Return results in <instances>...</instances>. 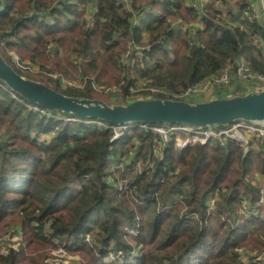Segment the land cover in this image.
<instances>
[{"label":"trees","instance_id":"obj_1","mask_svg":"<svg viewBox=\"0 0 264 264\" xmlns=\"http://www.w3.org/2000/svg\"><path fill=\"white\" fill-rule=\"evenodd\" d=\"M51 1L27 0L23 6L22 0H0V8H8L6 14H0V41L17 36L18 49L43 54L49 39L62 45L68 40L72 45L79 36L73 52L74 58L80 59L74 62L78 67L83 62L84 73L92 71L93 78L99 79L101 48L116 67L125 42L140 44L149 33L152 47L143 54L146 67L134 66L136 79L142 81L131 80L123 87L124 95L133 99L128 102L135 101L133 93H138L128 92V87L145 81L166 91L154 98L177 99L176 95L217 76L242 56L254 71L264 74V47L254 45L257 39L264 42V25L252 10L257 0L237 2L239 14L230 12L234 8L228 0H215L224 6L212 4L207 9L203 28L196 35L178 34L173 29V20L167 16H181L172 11L180 8L175 2L164 4L163 18L137 24L134 11L142 7L136 0L128 11L119 8V0H75L55 6ZM92 2L99 4L94 28L78 31L80 23L69 18L77 15L76 9L83 4ZM146 2L153 1L142 3ZM188 10L197 16L195 9ZM171 44L174 56L167 54ZM116 48L121 49L119 54H114ZM51 52L54 57L60 50L54 46ZM172 57L175 59L170 60ZM4 58L10 64L8 57ZM93 78L84 79L88 88L78 93L67 92L63 85L53 89L68 96L94 98L90 89ZM241 84L237 82L238 90L243 89ZM231 94L238 93L227 90L217 97ZM13 95L0 85V224L14 222L0 231V237L21 227L25 247L0 255V264H42L46 253L32 257L33 246L54 248V239L60 245L66 243L70 253L79 254V264H263L255 258L264 251V241L255 239L259 230L264 237V207L252 218L237 216L235 207L244 197L252 205L259 199V184L250 178L264 176V150L251 148L243 160L242 148L232 141L226 147L216 141L198 143L180 152L171 145L154 171L135 174L127 192L120 196L109 183L112 174L108 169L125 138L115 140L114 130L99 126L94 119L48 117L32 109L33 103ZM131 131L126 133L127 141L137 136L145 148L154 138L153 133ZM43 135H49L50 140L39 141ZM140 153L146 158L148 152ZM175 165L180 169L171 176ZM213 196L217 197L215 210L207 213ZM242 247L256 254L241 255Z\"/></svg>","mask_w":264,"mask_h":264},{"label":"rangeland","instance_id":"obj_2","mask_svg":"<svg viewBox=\"0 0 264 264\" xmlns=\"http://www.w3.org/2000/svg\"><path fill=\"white\" fill-rule=\"evenodd\" d=\"M27 2V0H22V5H25V2ZM49 1V0H48ZM144 1L147 0H136V4L138 6L142 7V11H144L146 8H149V10L153 11L156 9H160V7L157 5L156 1L159 0H152L153 2H146V3H142ZM176 3L178 4V6L180 8L177 9L176 12H178L183 18H185L187 20L188 18V22H193V23H200L199 22H195L194 18H192V15L189 13L188 10V5L186 3V0H175ZM182 2V5L180 4V2ZM212 2V4H216L215 0H210ZM247 1V0H245ZM57 0H53L51 1V6H55ZM76 2V1H75ZM133 0H129V4H133L132 3ZM86 3V2H85ZM91 3H89L90 5ZM92 7L96 6L95 8L91 7V11H88V7L87 5H82L80 8L76 9L77 11V15H73L72 17H70L69 19L71 20H76L80 23L79 25V29L78 31L81 29H92L94 28V23L96 22V20L98 19V13H99V4L93 3L92 2ZM144 4V5H143ZM223 5L218 4V6ZM91 6V5H90ZM119 8H121L122 10H130L132 7H134V5H124L123 3L119 2ZM224 6V5H223ZM36 10V9H34ZM34 10H31L30 13H33ZM43 10V9H41ZM238 11V8H235L233 10H231V13H235ZM8 12V8H6V11L2 12L3 14H6ZM27 13H29V11H27ZM29 13V14H30ZM138 13V11H134V15L136 16ZM164 13V12H163ZM1 14V13H0ZM2 14V15H3ZM34 14H43L42 11H35ZM33 14V15H34ZM165 15V13H164ZM169 20H175L174 17H168ZM85 20V22L83 23V21ZM159 20L158 18H155L154 16L148 15L146 17L145 23H150L151 21H156ZM144 22V21H143ZM47 23H50L49 21H47ZM46 23V24H47ZM156 23V22H155ZM200 30V27L196 28V31L198 32ZM196 32V33H197ZM75 36V35H74ZM73 36V37H74ZM76 39H81L79 38V36L76 37ZM75 39V40H76ZM75 40L72 42V45H70V41L65 40V42H63L64 45H62L61 43L59 44V42L57 43L55 41V39H49V43H47V46H45V51L46 53L41 54V51H32V50H28V49H22V48H17V42H18V38L17 36H15L14 39H11L10 41L5 40V41H0V53L4 56V57H8L10 64L15 68L18 69L20 71V74L30 80L42 83L46 86L51 87L52 89L54 87L61 89L60 86L64 87L67 92H81L82 90L88 88V84H86L84 79H88L93 78V76L95 75L92 71H87L88 74L84 73V69H83V62L81 64V67H78V63L74 62V60H79L80 58L76 59L75 54L73 52L74 49V45H76ZM149 40H150V34L147 33L145 35V37L142 39L140 44H136L137 47L132 46L131 42L129 41L126 43V48L125 51L122 53V56H120L117 62V66L115 67V65H112L110 62H108V57L110 56V54L105 53L106 50L103 48H101L103 55H101V59H100V67L103 68L102 73H100L99 75H97V77L99 79H94L91 83L90 89L92 90V95L94 98H90V99H96V100H101L106 104L109 105H125L127 103H131L128 101H132V97L130 94L128 96L124 95V88H126L127 86V82L131 81V80H135V82H137L139 79H136V73H134V66L135 68L137 66H140L141 68H145L146 64L142 65V59L139 58H134L135 55L133 53L132 50H138V49H144L147 48L151 45H149ZM122 40H120L119 42H121ZM75 42V44H74ZM263 40L261 39H257L255 40V44L257 47H264L262 45ZM10 43V44H9ZM74 44V45H73ZM54 47L57 46L60 50V52H57V56H51L50 54L53 53L51 52V49H49L48 47ZM79 47V45H78ZM152 47V46H151ZM171 49L167 52V54H173L174 56V45L171 44ZM114 51L116 53L114 54H119L121 52L120 48H116L114 49ZM50 55V56H49ZM76 56H79L76 54ZM32 58H34L35 61L32 60ZM175 58L172 57L170 58V60H174ZM71 60L74 62L72 63ZM125 61L130 62V65H126L124 64ZM154 61H155V57H154ZM60 62V63H59ZM156 63V61H155ZM76 64V65H75ZM153 65V64H152ZM128 67V68H126ZM262 74V73H261ZM264 75V74H263ZM235 80V81H233ZM231 81L230 84L228 85H224V86H211L210 88H208L207 90H204L203 93L200 96L197 97H193V98H188L187 100L183 99H177L180 101H187V102H193V103H198V102H207L209 100H212L214 98H216L218 94H220L222 91H227V90H232L234 93H238L236 96H242L243 93L249 91V90H254L256 89L258 86H263L264 87V83L262 82H258L255 80H249L247 81L245 84L243 81H240L238 79H233ZM142 81V80H139ZM153 82V81H152ZM237 82L242 83L240 85V88H243L242 90H238L239 87L236 86ZM244 87H246L244 89ZM230 88V89H229ZM163 90L164 89H160V87L158 86H154L153 83L152 84H148L147 81H145L144 83H139V84H135L131 87H128V92H138L137 95H135L133 93V97L134 100H139V99H148V98H152V97H157V96H162L163 95ZM165 91V90H164ZM232 93V92H230ZM15 98H17L15 95H13ZM80 98V97H79ZM219 98V97H217ZM165 99V98H164ZM32 109H35L34 106H31ZM36 110V109H35ZM48 117H56L59 119H64L63 116L58 117L56 116L54 113H50L48 115H46ZM65 120V119H64ZM87 123H89V121H86ZM128 134L132 133L131 130H129L127 132ZM146 133V132H145ZM41 137H43V140L41 139ZM50 136H40L39 137V141H47L50 140ZM124 139V143L120 142V146L122 147H118L117 148V156H123L126 159L121 162L123 165V168H120V161H118L117 158H114L113 161H111L110 163V167L108 169V171H111L114 169V171L111 173L113 175V181L111 183L112 186H114L115 184H118L120 181L119 180H128L130 182V180L133 178V176L136 174H138V171L136 169H132L131 165H130V161H133V158L130 156L131 151H135V152H139L140 151H144L146 152L147 150V155L150 154L153 150L154 147V138L152 139V141H149V145L145 148V143L144 141L141 142V139L137 136H134L132 140H130V142L127 141L128 137L123 136L121 139ZM250 149H257V150H264V145H262V143L257 139L256 135L251 136L250 135ZM137 143V146H135V144ZM235 143V142H234ZM237 144V143H236ZM238 145V144H237ZM239 146V145H238ZM143 148V150H142ZM115 150V149H114ZM137 150V151H136ZM184 150V149H183ZM243 151V148H242ZM177 152H180V150L177 149ZM166 154V153H165ZM249 154V152H248ZM247 154V155H248ZM141 155V153H140ZM146 155V157H147ZM142 156V155H141ZM143 158H145L144 156H142ZM242 159L243 158V152H242ZM126 163H128L129 165L125 166ZM129 166V168L131 167V169H127ZM156 166V165H155ZM176 170L180 169L179 166L175 165ZM155 169V167H154ZM154 171V170H153ZM153 171H151L150 173H152ZM149 173V174H150ZM148 175V174H147ZM251 177V175H249ZM250 180L254 183V184H260L262 187H264V176L261 174H255L254 177L250 178ZM259 188V187H258ZM118 193V191H115ZM119 194V193H118ZM120 196H123L122 194H120ZM242 209L241 204L239 203L238 206L235 207V212L236 215H238V211H240ZM260 214V213H259ZM259 214L257 216H259ZM256 216V217H257ZM240 217H244V216H240ZM246 218V217H244ZM12 223V224H11ZM14 222L12 221H4L0 224V231L3 230L5 227H8L10 225H13ZM14 227V226H13ZM21 228V227H19ZM12 228H9L8 230H10ZM11 231V230H10ZM9 231V232H10ZM261 230H259V232H256V239L255 240H259V241H264V237L261 236L260 233ZM7 232V233H9ZM5 233V234H7ZM3 234V235H5ZM137 234V233H136ZM1 235V236H3ZM254 240V241H255ZM55 248L53 247H47V246H42V245H35L33 246V256H37L41 255L43 257L44 253H46V256L50 253L51 250H53ZM251 251V252H250ZM241 255L245 254L246 256L248 255V257L252 256L251 254H256L255 250H248L247 248L242 247V249H240ZM251 253V254H250ZM74 256V260L71 264H79L81 262V257L79 254H74L71 253ZM35 257V258H37ZM255 261L260 262L264 264V251L263 252H258V255L255 258Z\"/></svg>","mask_w":264,"mask_h":264},{"label":"built area","instance_id":"obj_3","mask_svg":"<svg viewBox=\"0 0 264 264\" xmlns=\"http://www.w3.org/2000/svg\"><path fill=\"white\" fill-rule=\"evenodd\" d=\"M175 2V0H159L156 1L157 5L160 9L149 10L146 8L144 11H138L137 15L134 17V22L139 24L141 22H145L146 17L151 14H162V17L165 16L163 13V6L167 2ZM230 7L233 9L238 8L235 4L241 0H228ZM63 3H75V0H57L56 4ZM119 2L124 5H132L129 4V0H119ZM186 3L189 8H193L197 11L196 14H192V18H194L195 22H188L185 18L180 16L178 19L173 20V29L180 30L183 35H196V28L200 26V29L203 28V19L207 16V9L212 5L210 0H186ZM216 4H221L220 1L216 2ZM91 5V6H90ZM87 5L88 11H91L92 3ZM222 7V5H220ZM3 9L0 10V13L6 11V7H1ZM96 9V6L92 7ZM252 10L256 13V16L259 20L262 21L264 19V0H257V3H252ZM173 12H176L177 9L173 8ZM243 12V11H242ZM171 13V12H170ZM237 14V12L235 13ZM169 20V18H168ZM50 23L53 21L48 20ZM15 36L9 37L8 41L14 39ZM156 44H161V41H157ZM132 46L136 44L134 42L131 43ZM52 49L53 47H48ZM145 50H151V46L132 50L135 57L134 58H143V54ZM124 64L130 65V62L125 61ZM142 65H144V59L142 60ZM236 78L240 81L247 80H255L258 82L264 83V75L258 73L253 70L250 62L245 56L237 59L234 63L228 64L223 67L220 73L208 80H205L199 84L189 87L182 94L176 95L177 99L187 100L188 98H193L200 96L204 90H207L211 86H224L231 83L232 79ZM2 86V85H1ZM264 88L263 86H258L256 89ZM162 90V89H161ZM163 94H166V91L163 90ZM154 98V97H152ZM172 99V100H177ZM191 103V102H190ZM193 103V102H192ZM45 115L50 114V112L45 109L37 108ZM66 121H77V118L72 117H64ZM262 124V123H259ZM250 123L245 120H237L228 125L223 126H208V127H200L189 124H177V123H159V124H136L131 123L123 126H108L106 123L99 122V126H106L108 128H112L115 133V140L121 139L129 130H140L146 133H153L155 138L153 140L154 147L150 154L147 155L146 158H143L140 153L137 151H131L130 156L133 158L130 161V165L132 169H136L139 174L147 175L151 171L154 170L155 165L158 162H161L165 159V152L171 146L174 145L176 149L183 150L195 144L205 145L210 141H216L219 143L221 147H226L228 141H232L237 143L241 148H243V158H245L250 151V135H256L257 139L263 142L264 145V128L262 125ZM118 155V154H117ZM115 156L118 161H120V168H123L121 162H123L126 158L123 156ZM129 165L126 163L125 166ZM175 168V166H173ZM114 171L111 170V173ZM177 174V170L170 169L169 175L174 176ZM113 181V175L110 176L109 183L111 184ZM118 184H115L114 187L120 194H124L127 192L130 182L126 179L119 180ZM259 199L252 205L248 203L246 198L244 197L241 202L242 209L238 211V215L244 216L246 218H252L253 216H257L260 212V209L264 207V187H259ZM217 197L213 196L208 200L207 203V213H211L215 210ZM56 244L55 249L51 250L50 253L45 257L42 264H71L75 259L74 256L70 253V248L66 245V243L60 245V243L54 239ZM25 247V234L24 232L18 228L12 230L11 232L0 237V255L8 256L10 251H20Z\"/></svg>","mask_w":264,"mask_h":264},{"label":"water","instance_id":"obj_4","mask_svg":"<svg viewBox=\"0 0 264 264\" xmlns=\"http://www.w3.org/2000/svg\"><path fill=\"white\" fill-rule=\"evenodd\" d=\"M0 85L48 112L64 117L94 119L96 124L123 126L131 123H177L200 127L223 126L237 120L264 123V88L242 96L214 98L207 102L148 98L125 105H109L101 100L65 95L19 74L0 53ZM15 95V96H16ZM90 122V121H89Z\"/></svg>","mask_w":264,"mask_h":264},{"label":"bare ground","instance_id":"obj_5","mask_svg":"<svg viewBox=\"0 0 264 264\" xmlns=\"http://www.w3.org/2000/svg\"><path fill=\"white\" fill-rule=\"evenodd\" d=\"M1 9H3V8H0V10ZM237 14H239V12L237 13ZM151 16H154L155 18H161L162 17V14H151ZM176 32L179 34V33H181V31L180 30H176ZM136 124H138V125H140L141 123H136ZM259 125H262L263 126V128H264V123H262V124H259Z\"/></svg>","mask_w":264,"mask_h":264},{"label":"crops","instance_id":"obj_6","mask_svg":"<svg viewBox=\"0 0 264 264\" xmlns=\"http://www.w3.org/2000/svg\"><path fill=\"white\" fill-rule=\"evenodd\" d=\"M188 20V19H187ZM262 23H263V25H264V19H262ZM264 44V42H262V45ZM229 94H230V92H229ZM217 96V95H216ZM230 96H232V94L231 95H227V97H230ZM217 98V97H216ZM220 98V97H219ZM260 141V140H259ZM261 143H262V145H263V142L262 141H260ZM264 149V148H263ZM264 185V184H263ZM259 187L261 186L260 184L258 185Z\"/></svg>","mask_w":264,"mask_h":264}]
</instances>
